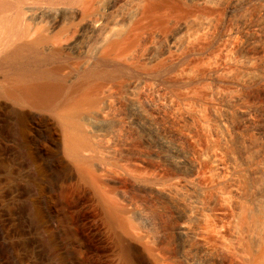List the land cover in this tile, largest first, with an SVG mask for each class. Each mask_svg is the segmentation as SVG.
Segmentation results:
<instances>
[{
    "label": "bare ground",
    "instance_id": "6f19581e",
    "mask_svg": "<svg viewBox=\"0 0 264 264\" xmlns=\"http://www.w3.org/2000/svg\"><path fill=\"white\" fill-rule=\"evenodd\" d=\"M196 1L214 8L219 5L217 2H223L224 16L217 31H214V17L207 15L196 20L191 29L181 22L163 37L158 34L160 40L154 38L148 45L138 46L139 40L129 37L138 30V12L134 9L138 0H111L104 5L101 14L97 9L103 0H0V137L12 143V147L10 143L6 145L7 149L13 148L19 153L21 166H33L31 173L35 177L36 192L43 195L47 171L39 161L32 139L34 131H42L57 174L75 178L83 187L93 186L112 227L135 218L141 224L140 233L143 232L139 239L158 246L155 252L158 259L166 255L161 254L163 250L159 248L165 237L159 221L163 209L148 198L154 194L168 196L167 181L180 192H189V207L176 211L171 230L177 239L197 241L181 256L187 264H204L200 254L208 250L204 231L192 224L198 217L196 210L205 205L202 207L199 196L191 192L209 188L215 190L223 202L230 196L236 197L241 205L234 208L228 233L225 238L221 237V264H264V251L255 250L257 246L255 248L249 237L250 212L253 213L252 208L262 195L259 190H254L253 194L245 192L240 186L243 178L252 183L251 179L264 173V158L248 166L244 158L240 160L235 154H226L223 158L220 149H200L198 160L208 159L211 165L212 180L206 186L200 181L199 161L192 162L189 152L176 146L179 140L194 136L197 128L189 124L194 117L199 118V126L207 135L217 136L225 143L234 137L240 138L244 129L264 138V117L250 123L259 109L242 103L239 95L229 97L232 89L241 91L250 85L264 84V65L254 64L252 54L245 52V45L264 44V0ZM150 2L146 7L147 15L153 13V5L154 8L159 5ZM257 4L262 9L254 18L241 15L238 18L247 7ZM129 24L137 28L129 30L131 34L126 32L129 33H125L126 36L121 34ZM237 40L242 44L236 46ZM160 43L162 47L156 52ZM208 56H213L215 62L204 74L194 76L195 67L192 68L189 61ZM160 61L166 63L168 68L164 72L168 75L180 70L178 85L181 88L208 84L211 90H207V94L214 98L204 100L193 94L179 96L163 80V75L157 77L148 70L128 79V72H138V62ZM233 72L236 75L239 72L244 79ZM224 74L228 77L221 78ZM222 87L230 91L228 95L220 92ZM232 110L241 116L242 129L230 117ZM166 112H171L179 129L174 130L169 125L171 121L163 119ZM140 113L146 115L151 126L136 117ZM138 138L142 145L152 144L147 158L155 164L169 161L173 173L154 180L132 174L133 161L146 156L138 151ZM172 139L176 143L172 144ZM113 169L120 174H114ZM123 179L128 184L123 183ZM102 182L109 190H102ZM39 203L34 204V213L44 221L54 212L56 204L49 203L45 208ZM222 207L213 209L212 214L218 218L225 215ZM118 239L130 264H135L132 249L149 264L138 248L125 243L120 234ZM4 260L0 256V264H5L7 259Z\"/></svg>",
    "mask_w": 264,
    "mask_h": 264
},
{
    "label": "rangeland",
    "instance_id": "374dc122",
    "mask_svg": "<svg viewBox=\"0 0 264 264\" xmlns=\"http://www.w3.org/2000/svg\"><path fill=\"white\" fill-rule=\"evenodd\" d=\"M110 1L111 0H103L101 3V5H103L98 6L99 8L97 9V12L99 14L103 13L104 5ZM152 1L138 0V5L136 4L134 6L135 11L138 12V30L136 29L137 26L136 28L135 25L131 27V24L125 26L121 30V34L124 35L126 32L130 33L133 28H135V31L137 32L136 35L135 32H132L133 35L130 33L131 35L129 37L132 36L133 39L137 41L139 40L137 43L138 46L148 45L149 42L151 43L155 41V39L160 40L158 34L163 37L164 34L170 33L181 22H184L191 29L195 27L199 19L204 18L207 15H212L214 17V31H217L224 16V6L222 1L217 2L219 5L215 8L199 4L196 0ZM154 1L155 4H159L160 6L155 5L156 7L154 8ZM149 2L153 5L154 11L147 15L148 9L146 7L149 6ZM259 5L260 4L247 7L238 15V18H240V15L241 17H248L250 19L251 17L254 18V16L258 14V11H261L262 9V6ZM157 6L159 7L157 8ZM129 33L126 34L128 35ZM235 43L236 46L242 44L241 41L238 40ZM158 45L156 52H159L162 47L161 43ZM245 47V52L250 55L252 54L254 64L263 66L264 44H251L245 45ZM218 51L219 50H217V52ZM217 52L216 54L219 53ZM212 58L214 57L212 56ZM212 58L208 56L192 58L190 61L188 60L189 62H192V68L195 67L193 69L195 73H193L194 76L204 74L206 69L215 62ZM165 68L166 63L164 61L154 64H139L138 62V72L133 71L131 73L127 71V77L129 79L130 76L137 75V73H139V76L141 72L148 70L147 72H154L157 77H162L163 75V80L168 83L179 96L193 94V96L204 100L214 98V96L207 94L208 91L211 90V85L196 83V85L194 84L191 86L192 89L189 88L184 90L181 88L180 84L178 85L180 70L174 72V74L172 73L168 75L164 72L168 67ZM228 74H226L227 77ZM233 74L236 75V72H233ZM238 75L241 76L242 74L237 72L236 76L239 78ZM222 76L221 78H227L225 74ZM127 77L126 80L128 81ZM242 79H244V77ZM263 86L264 84L250 85L241 91L238 89H230L231 92L235 90L232 93L229 90L224 91L225 88L222 87L220 88V92H226L227 95L230 92L229 97L232 95V97H234V95H239L242 97V103L256 106L259 110L256 111L258 114L256 113L257 115L255 114L252 117L253 119L250 120V123H253L252 121L257 122L264 117ZM192 107H194V105ZM231 112L230 117L234 120V124L239 126L242 121L241 116L234 110ZM170 114L171 112H166L163 115L164 118H162L166 120L169 119L172 122H169V125L171 128L173 127L174 130L179 129L180 126L178 125V122L176 120L174 121L172 114ZM136 115L135 116L138 117L139 120H142L143 122L148 121V125L151 124L150 120L146 118V115L141 113ZM193 119L189 122L190 126L197 128L193 137L183 138L177 142L178 144L175 139H172V141H174L172 144L176 143V146H181L189 152L191 155L190 157H192V160L190 159L192 162L195 163L196 161H199L197 157L198 153L201 151L200 149H204L205 151L220 149V151L222 150L221 152L224 153V156H221L223 158L226 154H235L240 160L244 158L242 160H244L248 166L254 165V163L256 164L258 161H263L264 138L255 134L254 131L244 129L240 138L234 137L231 142L225 143L224 140L217 136H212L210 133V135H207L208 133L199 126L200 120L198 117H194ZM239 127H241V129L243 128L241 124ZM153 132L148 131L150 134H153ZM33 138V145H35L39 161L44 165L47 171V179L43 195H38L36 192L37 189L34 185L36 182L35 177L33 176V173H31V171H33V166L28 165V168L31 167L30 169H28L27 166L25 168L21 166L19 153L15 152V149L12 150L13 148L8 147L9 149H7L9 143L11 145L9 146L12 147V143L8 141L6 142L0 137V141H3V144H0V147L5 144L4 147L0 148V150H2L0 151V154L2 155L0 156V256L5 258L4 262L7 259L6 262L8 264H130L124 257L122 245L118 239V235L120 234L125 243L138 248L142 255L149 260V264H187L186 261L182 260L184 258L181 256L185 255L184 253H186L189 248H192V246L194 247L197 241L193 238L182 240L177 239L171 234V230L177 218L178 211L181 212L189 207L187 202V193L189 192H185V190H183L184 192H180L179 189L175 188L172 182L167 181V185L165 184V186L169 191L167 194L168 196L154 194L148 198L149 201H152L150 202L153 205L160 206L161 210L163 209V215L160 217L159 221L165 237L163 236V244H161V247L159 248H161V251L163 250L161 254L164 252L166 255H161L159 260L158 257L156 258L155 253L158 250V246L153 242H141L142 240L139 239L143 232L140 233L141 224H138L135 218L130 221L127 220L125 224L118 223L112 227L108 222L107 213L96 198L95 193L97 192L94 187L91 185L83 187L82 183H79V180L75 178L72 179L67 175L57 174L58 172L52 165L51 154L48 152L47 146L44 142L46 140L43 138V132L40 130L34 131L32 139ZM151 145V143L142 145L138 138V151L140 150L144 152L146 156H144L142 160L138 159L137 161H133V166L130 168L132 170L131 172H133L132 174L136 177L151 178L154 180L158 177L171 174V172L173 173L174 169L169 166V161L162 160L158 162V164H155L153 160L147 158V152ZM197 163L198 168L201 169L200 173L202 176L200 175V181L207 186L212 180V175L209 172V168L211 167L210 162L206 159ZM112 172L117 174L119 170L113 169ZM118 174H120V172ZM127 176L129 177L130 175H126V177ZM125 179H123V183L126 184L128 181ZM244 179L245 178L241 181L242 183H240V186L245 192L247 190L248 193L250 192V194H253L255 191L257 192L259 190L262 195L259 200L260 202H257L258 204L252 208L253 213L250 212V214H252L250 215L252 219L249 218L251 220L249 223L252 224L250 225L249 237L251 242H254L253 245L255 248L257 246L256 249L254 248L255 250L264 251V199H262L264 198V173L255 177V180L254 178L251 179L253 180L252 183L249 182L248 179ZM101 187L102 190H109V186L104 182L101 183ZM206 189L191 192L199 196L198 198L200 199L201 204L203 203L202 207L205 205L204 208L197 209L198 211L196 210L198 217L192 221V224L204 231V241L208 244V250L204 252L205 254H200V260L204 264H221L223 257L220 249L221 240L222 238H225L228 233L229 226L232 223L234 208L239 207L241 203L239 199L236 197L234 198L233 196H230L228 200L224 201V203L215 194V190L209 188ZM38 201L40 202L39 204L45 208L49 203L52 205L56 204L54 212L51 213L50 216L47 215L44 221L39 219L34 213V204ZM219 207H222L221 209H223L224 212L226 210V214H221L219 215V218L217 216L216 218L215 215L212 214V211ZM255 252L256 251H254V253ZM262 252H258V255L262 254ZM132 253L135 264H146L143 259L139 258L136 250L132 249ZM162 256L165 257V259H162Z\"/></svg>",
    "mask_w": 264,
    "mask_h": 264
}]
</instances>
